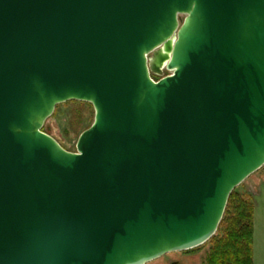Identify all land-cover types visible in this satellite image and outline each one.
<instances>
[{
	"label": "water",
	"instance_id": "95a60500",
	"mask_svg": "<svg viewBox=\"0 0 264 264\" xmlns=\"http://www.w3.org/2000/svg\"><path fill=\"white\" fill-rule=\"evenodd\" d=\"M68 102L75 153L43 132ZM262 167L264 0H0V264L199 248Z\"/></svg>",
	"mask_w": 264,
	"mask_h": 264
},
{
	"label": "rangeland",
	"instance_id": "374dc122",
	"mask_svg": "<svg viewBox=\"0 0 264 264\" xmlns=\"http://www.w3.org/2000/svg\"><path fill=\"white\" fill-rule=\"evenodd\" d=\"M93 119L92 106L79 109L76 105L61 104L45 122L43 132L67 152L75 153L79 136L93 123ZM236 190L239 194L249 197L253 203V264H264V167L251 175ZM209 248L206 243L190 251L165 255L148 264H204Z\"/></svg>",
	"mask_w": 264,
	"mask_h": 264
},
{
	"label": "trees",
	"instance_id": "16d2710c",
	"mask_svg": "<svg viewBox=\"0 0 264 264\" xmlns=\"http://www.w3.org/2000/svg\"><path fill=\"white\" fill-rule=\"evenodd\" d=\"M66 104L79 109L91 107L79 102ZM253 210L251 199L235 189L216 234L207 242L210 248L204 264H253Z\"/></svg>",
	"mask_w": 264,
	"mask_h": 264
}]
</instances>
